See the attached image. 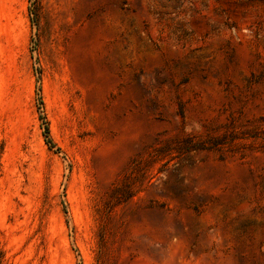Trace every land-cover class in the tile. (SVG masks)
Masks as SVG:
<instances>
[{
	"label": "rangeland",
	"instance_id": "1",
	"mask_svg": "<svg viewBox=\"0 0 264 264\" xmlns=\"http://www.w3.org/2000/svg\"><path fill=\"white\" fill-rule=\"evenodd\" d=\"M0 264H264V0H0Z\"/></svg>",
	"mask_w": 264,
	"mask_h": 264
},
{
	"label": "trees",
	"instance_id": "2",
	"mask_svg": "<svg viewBox=\"0 0 264 264\" xmlns=\"http://www.w3.org/2000/svg\"><path fill=\"white\" fill-rule=\"evenodd\" d=\"M38 74L40 73L39 71H37ZM40 81V76H38L37 82L39 83ZM38 111H39V120L41 122V128L43 129V137L45 139V142L48 146V148L50 150H56L57 152L60 150L56 143L54 142L52 135H51V129H50V124L49 121L47 119V116L45 114V110H44V101L41 95V87H38ZM194 147V146H193ZM130 194V193H128ZM65 213L68 214V209L65 206L64 208Z\"/></svg>",
	"mask_w": 264,
	"mask_h": 264
}]
</instances>
